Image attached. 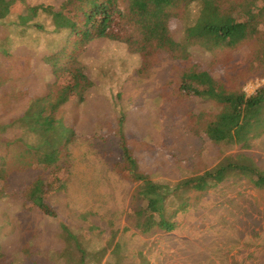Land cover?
<instances>
[{
  "label": "trees",
  "instance_id": "obj_1",
  "mask_svg": "<svg viewBox=\"0 0 264 264\" xmlns=\"http://www.w3.org/2000/svg\"><path fill=\"white\" fill-rule=\"evenodd\" d=\"M140 1L31 7L0 0V264H26L41 239L54 244L48 257L55 264H150L131 248L127 231H174L193 201L234 177L264 188V172L241 153L264 137V87L244 91L264 77V0H191L169 20L172 42L189 57L171 66L165 89L196 102L189 124L205 142L190 169L142 156L158 118L152 114L139 132L143 124L124 99L127 82L163 60L145 62L131 51L145 30ZM224 60L235 63L221 66ZM239 60H251L247 73ZM52 97L55 110L45 107ZM87 135L101 143L113 138L121 149L112 169L134 187L124 232L113 227L106 236L91 226L84 233L48 205L72 177L70 146ZM29 172L39 174L16 189L15 176ZM34 213L41 227L23 226Z\"/></svg>",
  "mask_w": 264,
  "mask_h": 264
},
{
  "label": "rangeland",
  "instance_id": "obj_2",
  "mask_svg": "<svg viewBox=\"0 0 264 264\" xmlns=\"http://www.w3.org/2000/svg\"><path fill=\"white\" fill-rule=\"evenodd\" d=\"M190 1L139 2L145 30L141 41L135 43L131 51L145 62L158 55L163 60H159L143 79L132 77L124 89V99L130 100L136 117L143 124L139 132L148 126L152 114L158 118L149 127V142L141 143L146 145L142 156L146 155L149 161L163 157L186 169L193 166L194 158L205 146L203 137L189 124V115L198 105L192 99L177 97L165 86L171 66L184 63L189 57L182 46L172 42L168 24ZM63 2L28 0L31 7L42 4L56 7ZM239 61L247 73L251 60ZM231 63L235 61L224 60L221 66ZM262 87L264 77L248 84L244 91L250 96ZM44 102L49 110H55L58 99L52 97ZM69 149L72 177L65 187L52 191L48 205L66 224L84 233L91 226L101 228L106 236L113 227L114 231L124 232L128 228L126 212L134 187L120 180L112 169V164L122 157L117 142L109 138L101 143L89 140L87 135L76 139ZM241 153L251 157L264 172V137L257 140L251 150ZM38 174L20 173L12 183L16 189H22ZM192 197L197 195L192 194ZM21 222L29 227H41L43 223L35 213L30 218H22ZM177 224L172 232L143 236L129 230L125 235L131 248L143 253L150 264H264V188L251 180L234 177L216 190L201 194L190 209L178 217ZM53 248L54 244L48 239L36 241L35 255L26 264H55L48 257Z\"/></svg>",
  "mask_w": 264,
  "mask_h": 264
}]
</instances>
